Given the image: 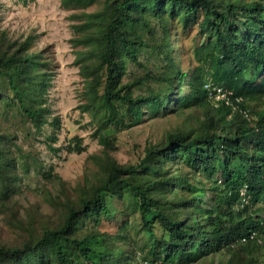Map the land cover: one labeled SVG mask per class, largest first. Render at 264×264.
Wrapping results in <instances>:
<instances>
[{"label": "trees", "instance_id": "1", "mask_svg": "<svg viewBox=\"0 0 264 264\" xmlns=\"http://www.w3.org/2000/svg\"><path fill=\"white\" fill-rule=\"evenodd\" d=\"M99 1L62 0V4L86 9ZM149 12L159 18L162 34L173 20L190 25L197 19L195 14L203 12L199 26L211 37L195 49L198 65L193 70L175 65L173 73L171 62L166 75L149 72L139 82L157 78L161 91L136 98L132 84L123 83V75L127 61L136 60L137 49L145 45L138 30L139 25L150 29ZM72 19L81 21L72 26L76 33H83V37L72 38L73 46L89 47L76 51L75 59L86 80L87 96L110 109L111 121L121 118L126 123L128 117L127 126H135L143 119L145 105L152 112L161 110L176 90L181 108L203 109L202 133L171 135L167 145L149 149L139 166L112 163L107 180L79 209L69 212L62 227L47 230L38 242H28L22 248H0V264H24L30 259L36 264V254H42L40 264L53 260L56 264H133L117 245L123 235L102 238L96 231L73 236L74 226L79 228L84 216L94 217L97 224L101 217L113 215L108 198L118 194L119 187L142 213L156 219L153 222L143 214L145 232L152 238L149 253L154 264H192L238 245L242 252L263 247L264 216L258 212L264 211V0H105L102 10L73 15ZM163 39L169 40L168 35ZM25 47L20 55L0 58L4 68L0 71V77L4 76L0 102L10 99L29 118L43 123L48 79L44 72L35 71L36 54H29ZM6 88L11 89V97ZM219 89L227 100L210 110L212 94ZM36 93L41 95L37 108ZM92 104L90 101L82 111H89ZM123 108L126 113L119 117ZM94 136L102 145L112 142L104 133L95 132ZM76 146V152L85 150L79 142ZM181 164L187 166L185 173ZM0 165L6 171L7 164ZM121 175L127 177L120 179ZM138 175L139 182L135 181ZM129 176L133 182L127 180ZM155 223L160 225L158 229ZM112 239L115 242L110 245ZM245 261L257 264L253 255Z\"/></svg>", "mask_w": 264, "mask_h": 264}, {"label": "rangeland", "instance_id": "2", "mask_svg": "<svg viewBox=\"0 0 264 264\" xmlns=\"http://www.w3.org/2000/svg\"><path fill=\"white\" fill-rule=\"evenodd\" d=\"M104 1L83 9L65 7L62 0H0V58L5 54L20 55L26 46L29 54H36L38 66L35 71L38 74L44 72L48 79L44 90L47 110L43 123L29 118L10 99L0 102V153L3 154L0 163L7 164L6 171L0 165V248H22L28 242H38L47 230L62 227L69 212L79 209L82 201L92 197L93 191L107 180L112 163L139 166L149 149L167 145L171 135L193 137L202 133L203 109L181 108L176 90L172 100L161 110L152 112L150 106L145 105L143 119L130 127L127 126L128 117L125 118L127 124L121 118L111 121L113 113L110 109L94 101L91 95L87 96L86 80L75 59L76 51H85L89 47L73 46L72 38L83 37V33H76L73 29V23L81 21L73 20L72 16L102 10ZM195 15L197 19L190 25L183 24L180 19L173 20L166 34H162L159 18L150 12L146 14L150 29L139 25L138 30L145 45L137 49L136 60L127 61L123 75V83L132 84L134 97L148 98L161 91L157 78L139 82L149 72L166 75L171 62L173 73L175 65L182 70L190 67L193 70L198 65L195 49L207 43L211 34L203 33L199 26L203 12ZM165 35L169 40L163 39ZM3 70L0 67V71ZM1 77L0 91L3 92ZM5 90L11 97V89ZM186 92L183 84L182 94ZM40 99V93H36L35 108L40 106ZM163 99L167 101L166 97ZM223 100H227V95L219 89L212 94L210 110ZM90 101H93L90 110L82 111ZM125 113L123 108L118 116L123 117ZM95 132L104 133L112 142L107 146L100 144ZM77 142L85 147L81 153L75 150ZM180 166L185 173L187 166ZM174 167L176 171L179 166L176 163ZM122 177L127 176L121 175L120 179ZM128 179L133 182L130 176ZM135 181H140L139 175ZM203 181L207 182L205 178ZM118 189V194L108 198L113 215L101 217L97 224L94 217L84 216L80 227L74 226L73 236L96 231L102 238L104 235H123L124 238L116 242L131 263L154 264L149 253L152 238L145 232L143 221L145 213L125 190ZM209 191L212 195L213 191ZM241 192L244 194L245 189ZM258 215L264 216V211L260 209ZM144 216L156 222L151 214ZM154 227L158 229L160 225L155 223ZM114 242L112 239L110 245ZM41 255H34L36 264H40ZM248 255L255 256L257 264H263L264 246L242 252L241 245H238L192 264H249L245 261ZM122 256L119 255L120 261H123ZM24 264H32V259ZM45 264H56V260ZM72 264L83 262L74 261Z\"/></svg>", "mask_w": 264, "mask_h": 264}]
</instances>
